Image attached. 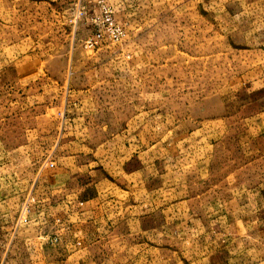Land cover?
<instances>
[{"label": "rangeland", "instance_id": "rangeland-1", "mask_svg": "<svg viewBox=\"0 0 264 264\" xmlns=\"http://www.w3.org/2000/svg\"><path fill=\"white\" fill-rule=\"evenodd\" d=\"M107 2L0 0L1 264H264V0Z\"/></svg>", "mask_w": 264, "mask_h": 264}, {"label": "built area", "instance_id": "built-area-1", "mask_svg": "<svg viewBox=\"0 0 264 264\" xmlns=\"http://www.w3.org/2000/svg\"><path fill=\"white\" fill-rule=\"evenodd\" d=\"M84 17L86 22L92 27V33L83 41L85 50H98L106 43H119L124 31L116 22L113 8L107 0H96L94 8L89 11L77 12V18ZM31 204H35L34 198H29L23 206L22 215H26L31 210ZM57 238L54 239L56 241Z\"/></svg>", "mask_w": 264, "mask_h": 264}, {"label": "crops", "instance_id": "crops-1", "mask_svg": "<svg viewBox=\"0 0 264 264\" xmlns=\"http://www.w3.org/2000/svg\"><path fill=\"white\" fill-rule=\"evenodd\" d=\"M95 2H96V0H94V4H95ZM88 23V22H87ZM20 196H16V194H14V196H12V199L14 200V201H17V199L19 198ZM36 203V202H35ZM83 203L81 202V203H79V205H82ZM37 203L36 204H34V206L31 204V210H30V212L28 213L30 216H32V215H35L36 213L37 214H40V210H38L37 209ZM43 206H41V208H42ZM37 209V210H36ZM57 220V222H59V219L58 218H56ZM1 242V241H0ZM8 244V243H7ZM4 248H7V245L5 244V245H1L0 244V260H2V258H1V254L2 253H4V252H6V249H4ZM7 252L8 253H14L13 252V249H12V247H9V249L7 250ZM2 262L0 261V264H1Z\"/></svg>", "mask_w": 264, "mask_h": 264}]
</instances>
